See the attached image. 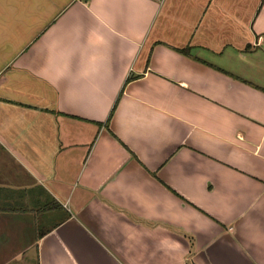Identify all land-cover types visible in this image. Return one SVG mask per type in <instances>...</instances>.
I'll return each instance as SVG.
<instances>
[{"label":"crops","instance_id":"1","mask_svg":"<svg viewBox=\"0 0 264 264\" xmlns=\"http://www.w3.org/2000/svg\"><path fill=\"white\" fill-rule=\"evenodd\" d=\"M0 264H264V0H0Z\"/></svg>","mask_w":264,"mask_h":264},{"label":"trees","instance_id":"2","mask_svg":"<svg viewBox=\"0 0 264 264\" xmlns=\"http://www.w3.org/2000/svg\"><path fill=\"white\" fill-rule=\"evenodd\" d=\"M181 53L187 55L188 52H187V50H183V51H181Z\"/></svg>","mask_w":264,"mask_h":264},{"label":"rangeland","instance_id":"3","mask_svg":"<svg viewBox=\"0 0 264 264\" xmlns=\"http://www.w3.org/2000/svg\"><path fill=\"white\" fill-rule=\"evenodd\" d=\"M40 219H42V216L40 217Z\"/></svg>","mask_w":264,"mask_h":264}]
</instances>
